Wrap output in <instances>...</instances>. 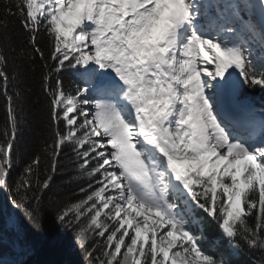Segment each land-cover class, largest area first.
<instances>
[{
	"label": "snow or ice",
	"instance_id": "obj_1",
	"mask_svg": "<svg viewBox=\"0 0 264 264\" xmlns=\"http://www.w3.org/2000/svg\"><path fill=\"white\" fill-rule=\"evenodd\" d=\"M13 18L29 50L7 35ZM21 58L41 69L53 128L23 165ZM257 88L264 0H0V193L13 252L30 251L16 213L40 230L47 196L85 264H264ZM66 167V183L86 182L79 199L53 191Z\"/></svg>",
	"mask_w": 264,
	"mask_h": 264
},
{
	"label": "trees",
	"instance_id": "obj_2",
	"mask_svg": "<svg viewBox=\"0 0 264 264\" xmlns=\"http://www.w3.org/2000/svg\"><path fill=\"white\" fill-rule=\"evenodd\" d=\"M7 35L10 37L11 43L17 52L21 48L26 50L30 49L27 36L21 28L19 20L14 18L10 19ZM12 55L15 56V53ZM16 63L21 68V88L24 90L25 97L22 113L23 122L20 126L16 143L19 163L23 165L41 151L45 140H51L53 128L51 125L48 98L45 96L42 88L41 69L37 68L36 71H33L28 61L24 58L17 59ZM36 63L40 64L38 58ZM70 79V75L65 77L66 84ZM250 95L255 105L264 107V90L257 88L250 92ZM6 119L7 101L0 94V129L4 127ZM19 171L20 168L18 167L16 172L13 173V176ZM71 175L72 172L69 168L62 169L54 177L55 183L53 185V191L60 190L63 194L75 200L80 197L78 195L74 196L73 193L78 192L79 186L86 182L66 183ZM3 201L8 203L7 196L6 194L0 193V206ZM16 216L19 218L22 233L20 244H27L30 248V251L23 253V264H64L65 261L69 260L75 262V264H85V253L75 248L72 243L71 233L61 230L56 224L55 212L48 206L47 196L44 198L43 220L40 230L33 229L21 213L17 212ZM4 225L5 221L0 209V232L6 231L13 236L14 234L8 228L4 229ZM210 232L212 234H218L214 230H210ZM7 250H9V245L0 243V257L4 256ZM246 260V257H242L241 264H245Z\"/></svg>",
	"mask_w": 264,
	"mask_h": 264
},
{
	"label": "rangeland",
	"instance_id": "obj_3",
	"mask_svg": "<svg viewBox=\"0 0 264 264\" xmlns=\"http://www.w3.org/2000/svg\"><path fill=\"white\" fill-rule=\"evenodd\" d=\"M0 209H1V211H2V214H3V217H4V221H5V215H6V213L7 212H11L12 211V209H11V206L6 202H2L1 203V206H0ZM5 228H8L7 226H6V222H5V225H4V229ZM21 236H22V233H21ZM21 236H20V238H21ZM0 238H2V242H5V243H8V245H9V250L11 251V252H13V250H12V248H11V241L13 240V239H15L16 237L13 235V236H11L8 232H0ZM14 254H16V255H18V253L19 252H13ZM7 255L10 257V258H13V256L12 255H10L9 253H7Z\"/></svg>",
	"mask_w": 264,
	"mask_h": 264
}]
</instances>
